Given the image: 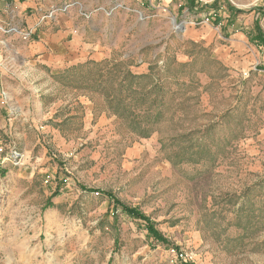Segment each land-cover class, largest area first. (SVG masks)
<instances>
[{
    "label": "rangeland",
    "instance_id": "1",
    "mask_svg": "<svg viewBox=\"0 0 264 264\" xmlns=\"http://www.w3.org/2000/svg\"><path fill=\"white\" fill-rule=\"evenodd\" d=\"M188 2L0 0V264H264V0Z\"/></svg>",
    "mask_w": 264,
    "mask_h": 264
},
{
    "label": "crops",
    "instance_id": "2",
    "mask_svg": "<svg viewBox=\"0 0 264 264\" xmlns=\"http://www.w3.org/2000/svg\"><path fill=\"white\" fill-rule=\"evenodd\" d=\"M64 22V21H63ZM68 25H72L71 22L68 24H61L60 25V31H64V35H62V38L64 36H66V33L69 34L71 32V40L69 41V48L71 53L73 54V56L75 58H77L79 60V57H83L86 56V53L88 51V48H90L92 45H97V41H93L94 43H91V38L88 36L86 29H84L85 26H81L80 28H78V31L76 33V35L72 34L74 31V28H67L69 27ZM70 31V32H69ZM99 42V41H98ZM68 44V45H69Z\"/></svg>",
    "mask_w": 264,
    "mask_h": 264
},
{
    "label": "trees",
    "instance_id": "3",
    "mask_svg": "<svg viewBox=\"0 0 264 264\" xmlns=\"http://www.w3.org/2000/svg\"><path fill=\"white\" fill-rule=\"evenodd\" d=\"M188 5H190L191 9L194 7V0H188ZM123 210L127 212L128 214L134 216V217H140L143 219H146L147 222V229L150 234H152L157 240L166 242L162 234L155 228L154 223H152L148 218L143 216L137 209L129 208L127 206H122Z\"/></svg>",
    "mask_w": 264,
    "mask_h": 264
},
{
    "label": "built area",
    "instance_id": "4",
    "mask_svg": "<svg viewBox=\"0 0 264 264\" xmlns=\"http://www.w3.org/2000/svg\"><path fill=\"white\" fill-rule=\"evenodd\" d=\"M181 259H183V255H181Z\"/></svg>",
    "mask_w": 264,
    "mask_h": 264
}]
</instances>
